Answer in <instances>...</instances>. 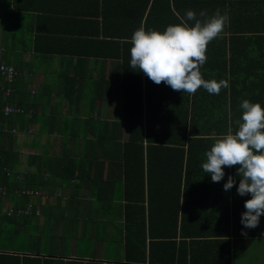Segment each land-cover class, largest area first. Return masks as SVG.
<instances>
[{"label":"trees","instance_id":"16d2710c","mask_svg":"<svg viewBox=\"0 0 264 264\" xmlns=\"http://www.w3.org/2000/svg\"><path fill=\"white\" fill-rule=\"evenodd\" d=\"M141 1V5L135 6L137 14L133 15L135 30L141 25L146 30L164 31L169 24H194L186 18L188 10H193L198 19H204L200 17L202 10L207 17L216 10L226 16L225 27L209 43L207 61L200 70L205 79L228 81V87L219 95L209 94L202 87L189 95L173 91L164 83L157 85L146 76L144 96L141 73L134 71L131 86L125 88L130 93L123 96L119 114L129 124L127 138H121V132L112 126L119 125L118 120L111 125L115 132H106L112 128L103 129L81 140L86 150L114 148L112 153L106 151L100 158L95 149L91 153L94 158L88 162L95 160L103 166L109 161L119 171L117 186L109 191L108 184L113 181L95 183L91 186L93 197L95 202H100L107 218L121 221L126 264H230L227 224L230 223L233 231L242 225L246 195L237 193L240 178L236 176V167H226L224 178L214 183L204 173L202 164L215 138L237 129L235 121L242 115L243 100L259 102L264 107V0ZM15 75L5 81L12 82ZM2 97L0 92V105ZM10 116L0 111V141L9 135L10 131L3 126L11 120ZM102 124L107 126L108 122ZM68 143L67 139L63 145ZM69 152L64 156L67 162H63L70 173H58L63 186L77 178L85 155L79 161L77 155L71 156ZM17 165L15 154L0 143V172L3 173L0 187H4L13 209L24 208L30 202L28 194H16V189L45 186L42 177L30 173L22 181L15 172ZM5 169L9 170L8 175ZM229 175L234 176L236 184L225 192L223 185ZM78 186L82 184L77 183L74 189ZM118 189H122L121 193ZM3 202L0 197V205ZM32 214L34 211L0 216V264H98L43 257L38 255L40 248L29 250L20 246L21 254L13 252L20 233L23 241H28ZM36 229L35 225L32 232ZM34 237L37 241V233ZM26 251L37 254H26Z\"/></svg>","mask_w":264,"mask_h":264},{"label":"crops","instance_id":"0c3cea01","mask_svg":"<svg viewBox=\"0 0 264 264\" xmlns=\"http://www.w3.org/2000/svg\"><path fill=\"white\" fill-rule=\"evenodd\" d=\"M140 3L141 0H0V61L16 69L12 82L0 80L9 89L3 94L0 107L9 104L22 109L11 113V120L3 126L9 135L0 143L18 158L17 177L23 181L25 174L30 173L42 177L45 184L42 188L16 189V194L37 190L43 196H29L27 204L34 205L29 238L24 242L20 233L13 252L21 254L19 248L24 246L29 250L40 248L38 255L43 257L127 263L121 221L104 215L91 188L110 180L113 183L108 184V190H113L118 184V167L109 161L103 166L95 160L88 162L94 158L91 153L95 149L100 158L114 148L86 150L81 140L111 129L112 122L118 120L120 124L112 126L121 132V138L128 136L129 124L119 114L123 96L130 93L125 88L131 86L134 75L129 41L135 30V6ZM140 73L145 96L147 77ZM104 121L107 126L102 124ZM67 139L70 143L63 145ZM68 151L71 156L77 155L79 161L85 155L79 164L81 178L78 175L63 186L58 173H70L64 163ZM4 171L9 174L8 169ZM77 183L82 186L74 189ZM121 190L118 189L120 193ZM0 197L4 200L0 210L13 207L3 186ZM250 198L249 194L245 199ZM263 221L261 215L258 227L244 229L238 225L234 231L228 223L229 248L234 239L264 237L258 235L264 234ZM242 229L247 236L242 235ZM30 252L26 254H37Z\"/></svg>","mask_w":264,"mask_h":264},{"label":"clouds","instance_id":"9594fccd","mask_svg":"<svg viewBox=\"0 0 264 264\" xmlns=\"http://www.w3.org/2000/svg\"><path fill=\"white\" fill-rule=\"evenodd\" d=\"M198 19L193 10L186 12L188 21L169 24L164 31L147 29L141 25L130 37V68L144 73L153 83L169 86L173 91L193 95L201 87L209 94L219 95L228 81L205 79L201 67L206 63L209 43L222 33L227 17L216 10L210 17L205 11ZM206 17V18H205ZM242 115L235 121L237 129L215 138L205 152L204 173L218 183L225 176V168L236 167L240 196L250 194L241 214L244 229L258 227L264 215V107L247 99L240 104ZM236 184L229 175L223 185L228 192ZM242 235L247 232L242 229Z\"/></svg>","mask_w":264,"mask_h":264},{"label":"rangeland","instance_id":"374dc122","mask_svg":"<svg viewBox=\"0 0 264 264\" xmlns=\"http://www.w3.org/2000/svg\"><path fill=\"white\" fill-rule=\"evenodd\" d=\"M261 223L264 231V221ZM234 240L230 249L233 264H264V237Z\"/></svg>","mask_w":264,"mask_h":264},{"label":"built area","instance_id":"2783aa9c","mask_svg":"<svg viewBox=\"0 0 264 264\" xmlns=\"http://www.w3.org/2000/svg\"><path fill=\"white\" fill-rule=\"evenodd\" d=\"M2 52L3 50L0 48V56L2 55ZM14 74H16V69L14 68L13 65L0 61V80H3V81H5V79L9 80L13 77ZM0 92H3V94H7L9 92V89L6 88V86L1 81H0ZM0 111L4 115H8L11 113L22 112V109L17 106L6 104L0 108ZM25 193L33 198H39L43 196V194H41L37 190H28V191L26 190ZM33 211H34L33 205L28 203L26 207L24 208H18V209L7 208V210H4V211L0 210V213L5 212L7 215L21 214V213L31 214L33 213Z\"/></svg>","mask_w":264,"mask_h":264}]
</instances>
